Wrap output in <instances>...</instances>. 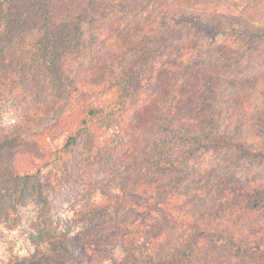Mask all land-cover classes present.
<instances>
[{"label": "rangeland", "instance_id": "374dc122", "mask_svg": "<svg viewBox=\"0 0 264 264\" xmlns=\"http://www.w3.org/2000/svg\"><path fill=\"white\" fill-rule=\"evenodd\" d=\"M89 1L0 2L15 25L0 46V150L15 146L20 170L36 174L24 190L0 181V264L53 254L45 233L67 222L104 246L94 264H133L131 242L156 237L164 252L196 225L246 245L202 242L185 264H264V32L254 31L264 29V0ZM102 82L103 100L127 93L111 127L86 116L79 94ZM84 117L77 145L61 149ZM173 119L184 142L165 128ZM191 126L218 146L199 147ZM163 138L166 174L153 162Z\"/></svg>", "mask_w": 264, "mask_h": 264}, {"label": "trees", "instance_id": "16d2710c", "mask_svg": "<svg viewBox=\"0 0 264 264\" xmlns=\"http://www.w3.org/2000/svg\"><path fill=\"white\" fill-rule=\"evenodd\" d=\"M2 1V4H12L14 0H0ZM93 2V0H91ZM89 1V5L92 6V2ZM1 4V6H2ZM5 6H2L0 8V46L5 45L8 43H13V37L15 33V25L14 20L11 19L9 15H5L4 13ZM46 17L50 16V11L48 9L45 10ZM70 17V14L68 15ZM66 16V18H69ZM66 18H62L65 20ZM83 19L82 12H79V14L76 15V20L80 21ZM49 21L50 19L47 18ZM72 20H68L67 27L70 23L71 27L69 29L72 30L73 33L78 34L80 32V26L79 22L76 21V23L71 22ZM52 22L49 23L51 25ZM196 27H199L201 22L195 21L193 22ZM216 28V26H215ZM254 31L258 33H263L264 29L262 28H256ZM264 35V34H263ZM5 40V41H3ZM2 49V48H0ZM57 80L54 81V83L59 81V72L57 70ZM46 76L44 74H40L39 80L45 82ZM117 84V83H115ZM98 88L91 89L90 91H81L79 94L84 98V104L85 107V114L88 118L98 117L101 121V123L105 127H111L113 125H116L119 120V111L121 106L126 105L127 101V93H125V97L115 100H103L101 97V93L108 88H110V83L102 82L100 84H96ZM75 91V89L69 88L67 90V95L72 94V92ZM65 96V99L68 100V96ZM60 120V118L57 116L53 120V126L56 125V123ZM174 119L169 122L168 126L165 127L166 130L169 129V132L178 131L180 135H172V137H175L177 139H180L181 142H184V130H178L177 127H175ZM85 124L86 119L85 117L82 118V120H79L75 126L74 130H71L68 132L64 138V143L60 146L63 150H71L74 148V146L78 143V135L85 130ZM189 125V124H187ZM189 127V126H187ZM46 129V128H45ZM189 134H192V140L193 138L197 139L195 140L197 145L203 148H213L215 146H218V144L214 142H210L207 140L208 134H201L198 133L195 126H191L189 129ZM0 140H5L2 137H0ZM167 139H158L155 141V143L152 146V150L155 153L154 155V164L155 167L160 174H166L167 170L171 169L170 165L167 164V159L164 156V148L166 147V141ZM218 140L222 141L221 145L224 144H230L233 145L231 142L226 141L227 138H218ZM6 141V140H5ZM7 142V141H6ZM196 145V144H195ZM220 145V144H219ZM234 145L236 147L234 148H240L243 149V144L239 140H234ZM8 145L3 146L2 150H0V181L3 179H12L15 180V187L19 186L21 187V190H24L26 185L28 184V178L31 176H35V173H31L30 171L22 172L20 170V165L24 163L22 160L19 161L20 157V151L14 146ZM250 149H252V146H248ZM246 150V148H244ZM161 163H163L161 165ZM39 171V169H38ZM37 178V177H36ZM34 178V179H36ZM37 180V179H36ZM39 180V179H38ZM45 180V179H44ZM130 199H134V197H130ZM111 222H101L99 223L96 228L98 230H106V227ZM116 224L117 231L120 230L121 224ZM71 222H67L63 226H59L61 228V231L57 233L56 235H53L52 233H49V231H46L45 235H49L47 237V247L45 248L46 251L51 250L53 254H44L41 255L38 252H32L30 255L25 257H15L13 259H8L5 262H2L1 264H94L96 260L98 259L97 252L104 251L103 245L100 244L98 241H95L92 237L89 236L90 233L93 232V230L88 229L87 225L84 226H78L76 231L71 230ZM161 227L165 228L164 221L160 224ZM200 225H196L194 228H198L199 231L197 234L193 233L190 239H185V241L181 242V244L177 246H172L169 250H166L164 252H159L160 247H156L158 242L154 239L156 237L149 240L151 237L145 238L142 240V244L140 240L138 243L135 241L131 242L130 245L132 246V258L134 260L133 264H185L186 260L190 258L191 254H195L196 250L199 249V244L203 242L204 243H213V246H215V241H220L224 247L230 246V249L234 248V251H237L239 248H243L244 244L242 240L240 239H234V238H227L226 240L221 241L220 238L214 239V235L217 233H211L207 232L206 230H203L202 228H199ZM159 231L160 228H157ZM194 229L193 231H197ZM198 234L200 236H198ZM197 237H200L199 239ZM136 243V245H134ZM139 244H141L139 246ZM149 245H151L149 249ZM161 245V244H160ZM135 246V247H134ZM137 248L138 251L135 254L133 249ZM193 251L195 252H192ZM42 256V257H41ZM128 257H123V261L119 263L112 262V264H127L126 259ZM98 261V260H97ZM131 263V262H130Z\"/></svg>", "mask_w": 264, "mask_h": 264}]
</instances>
